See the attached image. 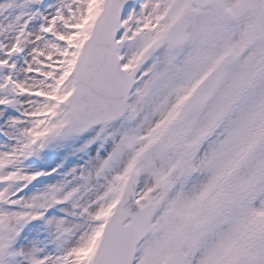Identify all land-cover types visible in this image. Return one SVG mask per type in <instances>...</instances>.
I'll list each match as a JSON object with an SVG mask.
<instances>
[{
  "label": "snow or ice",
  "instance_id": "obj_1",
  "mask_svg": "<svg viewBox=\"0 0 264 264\" xmlns=\"http://www.w3.org/2000/svg\"><path fill=\"white\" fill-rule=\"evenodd\" d=\"M0 264H264V0H0Z\"/></svg>",
  "mask_w": 264,
  "mask_h": 264
}]
</instances>
